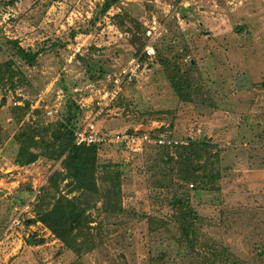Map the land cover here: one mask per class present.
<instances>
[{"label": "rangeland", "instance_id": "rangeland-1", "mask_svg": "<svg viewBox=\"0 0 264 264\" xmlns=\"http://www.w3.org/2000/svg\"><path fill=\"white\" fill-rule=\"evenodd\" d=\"M11 1L0 0V264H220L227 257L264 264V0H119L104 15V0ZM152 17L166 28L155 45L157 62L97 125L159 127L178 139L207 140L209 162L180 166L159 148L135 159L102 151L99 163L121 172L122 211L101 204L88 211L99 246L78 258L42 224L28 226L49 178L64 172L62 160L16 164L15 136L26 124L51 122L47 106L63 111L73 100L99 99L103 83L143 51ZM14 40L42 50L34 65L16 55ZM177 65L201 83L192 103L168 79ZM198 166L208 175L219 171L215 186ZM102 175L100 168L104 189ZM67 183H59V193L72 198L77 193ZM179 200L198 214L192 240L183 235ZM30 237L44 244L30 246Z\"/></svg>", "mask_w": 264, "mask_h": 264}, {"label": "trees", "instance_id": "trees-1", "mask_svg": "<svg viewBox=\"0 0 264 264\" xmlns=\"http://www.w3.org/2000/svg\"><path fill=\"white\" fill-rule=\"evenodd\" d=\"M15 1H11L14 4ZM119 0H104L101 8V14H106L113 6L118 3ZM146 26V25H145ZM144 26V38L146 37V27ZM14 46L16 55L23 59L28 65H34L40 56L42 50L32 51L25 50L21 47L18 40L10 41ZM144 46V48H145ZM143 48V51H144ZM142 51V52H143ZM140 51H136L133 57H139L141 55V62L144 67V72H150L153 69L155 62H157V56L152 59L147 58ZM132 57V58H133ZM173 65V64H171ZM108 78V76H106ZM105 77V78H106ZM168 79L176 92L177 96L183 101L192 103V96H197L202 91L200 82H196L189 75L183 74L181 68L177 65L171 66L168 71ZM137 79L125 82L123 85V91L119 96L109 105L108 110L114 109L121 105L125 89L129 85L137 83ZM112 81L103 83L104 87L101 90L107 89L111 86ZM199 92V93H198ZM201 94H199L200 96ZM25 108V107H24ZM41 108V107H40ZM46 108V107H45ZM43 110V109H41ZM46 110V109H45ZM17 113H22L21 118H24L25 109H16ZM85 108L82 107L78 101L73 100L67 104L63 111L58 110V114L51 122L47 123H33L26 124L22 127L21 131L16 134L15 140L19 144L20 148L17 154L16 164L21 166L31 165L37 162L41 158L62 160L64 172H56L51 175L48 181V186L39 195L38 205L36 209V218L28 223L31 227L35 223L42 224L47 228L53 236L62 242V244L74 253L78 258L83 255L93 252L98 246L99 234H94L92 224L95 223L92 216L88 211L97 207V204H101V209L108 211L110 208L115 209L117 212L122 211L121 205V172L117 166L113 165H101L99 163L102 151H108L116 149L121 153L124 158H138L143 154H129L120 146H106V145H93L90 147L77 146L74 139V133L76 130L81 129L82 121L84 118ZM39 112V111H38ZM41 112V111H40ZM44 117H48L47 110L43 111ZM50 117V116H49ZM56 126V127H55ZM54 127V128H53ZM109 132H126L129 134H141L143 131H136V127L129 128L125 131L106 129ZM2 128L0 127V135ZM42 133L49 135L47 141L38 139ZM151 135H164L171 137L168 132H162L160 129L151 132ZM211 142L210 141H189L188 145H178L174 148H163V157L165 160L173 162L178 160L180 166H187L193 164L195 160L207 159L209 162L208 153L211 154ZM178 155V156H176ZM178 157V158H177ZM180 160V161H179ZM119 164H122L119 162ZM198 166L197 171H202V177L214 179L211 186H215L217 179L221 177L219 171H210V175L207 174L205 169ZM101 168L103 175L101 177V183L105 185L102 189L98 183L97 172ZM180 169L179 171H181ZM182 180L188 182H197L192 177L184 176ZM68 181V186L71 188V192H76L77 195L69 198L67 195L59 193V183ZM218 187H214L216 190ZM183 209L180 217L183 221V235L186 239L192 240L194 231V220L198 219V214L188 202L179 200ZM95 230V229H94ZM26 243L30 246H39L44 244V240L30 237ZM220 264H241L236 258H226L224 261H220Z\"/></svg>", "mask_w": 264, "mask_h": 264}, {"label": "built area", "instance_id": "built-area-1", "mask_svg": "<svg viewBox=\"0 0 264 264\" xmlns=\"http://www.w3.org/2000/svg\"><path fill=\"white\" fill-rule=\"evenodd\" d=\"M166 28L161 25L156 17H152L146 25V37L148 44L145 46L143 55L152 59L156 56V43L164 35ZM141 55L133 57L127 65L112 79L111 86L103 89L100 92L99 99H84L83 108H88L85 112V118L81 129L76 130L74 139L77 146L90 147L93 145H106V146H120L129 154H144L150 148H174L178 145H188L190 140L178 139L175 137H168L164 135H151L159 129L153 128L150 130H143L141 134H129L126 132H109L98 127L97 123L99 118L103 116L109 105L119 96L123 91L125 82L135 80L139 74L144 71L145 65L142 64ZM47 113L50 117L58 114V110L46 107ZM110 117V115L106 116ZM136 131H141L136 129ZM201 132L200 130L198 131ZM16 217L15 226L20 225V217Z\"/></svg>", "mask_w": 264, "mask_h": 264}, {"label": "crops", "instance_id": "crops-1", "mask_svg": "<svg viewBox=\"0 0 264 264\" xmlns=\"http://www.w3.org/2000/svg\"><path fill=\"white\" fill-rule=\"evenodd\" d=\"M198 131H199V130H198ZM200 131H201V130H200ZM198 134H201V132H200V133L198 132Z\"/></svg>", "mask_w": 264, "mask_h": 264}]
</instances>
